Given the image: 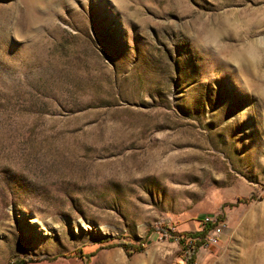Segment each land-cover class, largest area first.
<instances>
[{
    "label": "rangeland",
    "instance_id": "1",
    "mask_svg": "<svg viewBox=\"0 0 264 264\" xmlns=\"http://www.w3.org/2000/svg\"><path fill=\"white\" fill-rule=\"evenodd\" d=\"M216 217L197 264H264V0H0V264H188Z\"/></svg>",
    "mask_w": 264,
    "mask_h": 264
},
{
    "label": "built area",
    "instance_id": "2",
    "mask_svg": "<svg viewBox=\"0 0 264 264\" xmlns=\"http://www.w3.org/2000/svg\"><path fill=\"white\" fill-rule=\"evenodd\" d=\"M213 220L214 219L206 218L204 220V223H206L207 221H213ZM223 226H224L223 224H221L219 222H216L212 226L209 236H205L204 238H202L201 245L203 247L207 248V247H209L211 245L218 244L219 236H220V234H221V232L223 230ZM197 240H199V237L194 236L191 233L190 234H181V233L178 234L177 233L174 236V242L176 244H179L180 242L183 243L185 254H189L190 253L194 242L197 241ZM188 264H197V263H196V260L194 259V260L189 261Z\"/></svg>",
    "mask_w": 264,
    "mask_h": 264
},
{
    "label": "trees",
    "instance_id": "3",
    "mask_svg": "<svg viewBox=\"0 0 264 264\" xmlns=\"http://www.w3.org/2000/svg\"><path fill=\"white\" fill-rule=\"evenodd\" d=\"M217 221H218V217H216L213 221H207L206 223L203 224V227H202L201 231L191 233L192 235L199 237V240L194 242L190 253L187 254V255H184V257H183L184 261L189 262V261L193 260V257H194V255L196 253V249L201 244V237H205L210 232L212 226ZM179 244L182 245V242H180Z\"/></svg>",
    "mask_w": 264,
    "mask_h": 264
},
{
    "label": "bare ground",
    "instance_id": "4",
    "mask_svg": "<svg viewBox=\"0 0 264 264\" xmlns=\"http://www.w3.org/2000/svg\"><path fill=\"white\" fill-rule=\"evenodd\" d=\"M30 221H31V223H33V227H34V229H36V226H37L38 224H42V222H40L39 220H32V219H30V220H29V223H30ZM34 225H35V226H34ZM27 233L29 234V236H32L34 232L27 228Z\"/></svg>",
    "mask_w": 264,
    "mask_h": 264
},
{
    "label": "crops",
    "instance_id": "5",
    "mask_svg": "<svg viewBox=\"0 0 264 264\" xmlns=\"http://www.w3.org/2000/svg\"><path fill=\"white\" fill-rule=\"evenodd\" d=\"M178 232H182L181 230H179Z\"/></svg>",
    "mask_w": 264,
    "mask_h": 264
}]
</instances>
